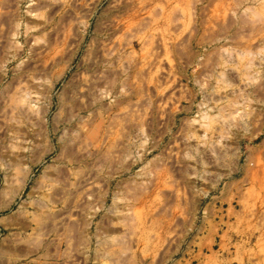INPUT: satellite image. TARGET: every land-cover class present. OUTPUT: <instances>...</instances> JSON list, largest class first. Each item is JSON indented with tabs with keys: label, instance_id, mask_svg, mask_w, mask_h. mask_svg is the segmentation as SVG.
I'll return each mask as SVG.
<instances>
[{
	"label": "rangeland",
	"instance_id": "rangeland-1",
	"mask_svg": "<svg viewBox=\"0 0 264 264\" xmlns=\"http://www.w3.org/2000/svg\"><path fill=\"white\" fill-rule=\"evenodd\" d=\"M0 264H264V0H0Z\"/></svg>",
	"mask_w": 264,
	"mask_h": 264
}]
</instances>
